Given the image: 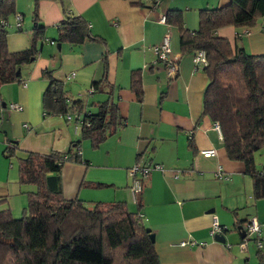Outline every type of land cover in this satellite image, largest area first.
Returning a JSON list of instances; mask_svg holds the SVG:
<instances>
[{"label":"crops","instance_id":"1","mask_svg":"<svg viewBox=\"0 0 264 264\" xmlns=\"http://www.w3.org/2000/svg\"><path fill=\"white\" fill-rule=\"evenodd\" d=\"M12 1L14 16L21 21L18 28L13 18L8 21L7 50L14 53L31 47L34 13L43 34L35 46V59L21 68L20 81L0 86V211L22 212L26 194L35 190L19 185L16 166L2 157L8 142L22 158L27 152L65 153L79 141V156L86 165H62L63 199L86 205L121 202L127 211L138 212L154 235L159 264H257L255 237H247L240 248L236 228L254 217L260 230L259 252L264 254V199H253L251 179L242 164L227 159L220 135L201 116L207 79L193 65V53L180 50L176 27L159 23L166 12L176 10L181 12L183 28L193 32L199 10L220 8L230 0H158L156 4L153 0H39L35 6L33 0ZM67 14L86 22L90 39L77 45L61 43L56 49V29ZM259 26L242 38L235 34L244 29L232 26L217 29L215 35L232 48L264 54V24ZM165 34L168 60L176 65L173 78L152 52ZM104 57L110 87L99 93L91 85L102 77ZM44 71L61 82L69 98L81 103L80 114L70 121L44 116L41 95L48 85ZM131 72L139 73L140 98L129 88ZM110 90L121 125L92 149L88 141H80V122L85 114L94 113V105L104 101ZM10 103L22 110L9 111ZM189 139L193 151L187 147ZM256 163V169L263 171L264 154ZM135 164L162 167L140 179L139 211L131 192L139 178L130 173ZM212 217L222 228L219 235L224 244L209 235ZM180 242L194 245L180 247Z\"/></svg>","mask_w":264,"mask_h":264},{"label":"trees","instance_id":"2","mask_svg":"<svg viewBox=\"0 0 264 264\" xmlns=\"http://www.w3.org/2000/svg\"><path fill=\"white\" fill-rule=\"evenodd\" d=\"M38 1L33 0L34 6ZM153 3L156 4L154 0ZM262 17L264 0H230L220 8L199 10L197 28L189 32L182 26L181 12L169 10L165 14L166 23L178 30L180 50H202L205 54L206 66L201 70L207 83L201 116L218 125L227 159L241 163L251 179L253 199H264V166L263 171L257 170L253 159L256 152L264 154V54H247L236 45L232 48L215 31L232 26L248 30L249 35L256 20ZM12 18L13 1L0 0V86L20 81L21 68L35 59V46L43 34L34 13L31 47L9 52L6 29ZM56 30L57 44L77 45L90 39L86 22L78 16L65 15ZM240 33L235 37L245 36H238ZM102 66L101 79L91 85L99 93L110 87L105 57ZM43 77L48 80L41 95L44 116L80 114L79 100L69 98L50 72L44 71ZM129 88L141 97L138 72H131ZM107 96L94 105V113L85 114L80 122V141H88L92 149H97L121 125L111 90ZM78 145L79 141L71 143L65 153L27 152L24 157L15 158L18 184L34 186L35 190L26 194L21 217L13 218L8 210L0 211V264H159L138 212L127 211L121 202L86 205L76 199H63L62 165H86L79 156ZM187 147L194 150L191 139ZM14 156L16 149L8 142L2 157L9 161ZM140 202L139 194L134 202L136 211ZM255 241L259 242L258 237ZM259 249L257 264H264V254Z\"/></svg>","mask_w":264,"mask_h":264},{"label":"built area","instance_id":"3","mask_svg":"<svg viewBox=\"0 0 264 264\" xmlns=\"http://www.w3.org/2000/svg\"><path fill=\"white\" fill-rule=\"evenodd\" d=\"M158 0H154V2L156 3ZM21 21V18L19 15H15L14 16V24H15V27L18 28L19 27V23ZM159 23L161 24H166V21H165V17L164 16H161L160 19H159ZM3 25H6L5 23H3ZM249 33L248 30L244 29L240 34H238V36L240 35H245L247 36ZM152 52L153 54L156 56L157 60L159 62H162L165 64V67H166V75L169 77V78H173L176 74V65L175 63H173L172 61H169L168 60V54H169V37H168V34H165L163 37H162V40H161V43L152 49ZM192 63L193 65L195 66V68H203L204 66H206V59H205V54L202 50H198V51H195L192 55ZM73 74H69L68 77H72ZM89 93H92V89L89 91ZM7 109L9 111H21L22 108L21 106L17 105V104H13V103H10L7 105ZM64 119L66 121H69L70 120V116L69 115H66L64 117ZM212 128L213 130L218 134V136L220 135L219 133V127L217 124L215 123H212ZM208 154H212V151H209ZM161 166H152V167H146V166H140L139 164H135L131 169H130V173L132 175L134 174H138L139 178L134 180L133 181V184H132V187H131V192H132V200L133 202H135V199L137 197V195L140 194L141 190H142V185H141V182H140V179L146 177L150 171H152L153 169L154 170H161ZM217 177L220 179L222 176H221V172L218 171L217 172ZM243 229H244V232H245V235L246 237H248L249 235L250 236H254L255 238H257L259 236V225L256 221V219L253 217V218H250L248 219L244 225H243ZM221 232V227L219 226L217 220L215 217H212L211 219V222H210V229H209V235L211 237H213L214 235L216 234H220ZM194 244L192 242H180L178 244V246L180 247H185V246H193ZM199 245H203V244H199ZM255 245H256V248H260V243L258 241H255ZM244 246V243L240 244V248H243Z\"/></svg>","mask_w":264,"mask_h":264},{"label":"rangeland","instance_id":"4","mask_svg":"<svg viewBox=\"0 0 264 264\" xmlns=\"http://www.w3.org/2000/svg\"><path fill=\"white\" fill-rule=\"evenodd\" d=\"M164 17H165V15H164ZM166 21V20H165ZM260 22H262L263 24H264V18L262 17V18H258L257 20H256V25H255V27L253 28V29H250V31L252 32V31H254V30H256V31H258V28L260 27L259 26V24H260ZM264 27V26H263ZM247 54H249L248 52H246ZM105 89H108V88H105ZM93 91V90H92ZM69 116H70V118L72 117V119H73V115L72 114H69ZM71 120V119H70ZM69 120V121H70ZM261 154H263V152L262 151H259V152H256L254 155H253V159H254V161H255V163L258 161V156L259 155H261ZM16 157H18L17 155L16 156H14L12 159H10L9 161H10V163H11V165H14L15 166V163H16V160H15V158ZM257 164V163H256ZM11 214V213H10ZM11 216L13 217V218H19V217H21L22 216V212H19V213H15V214H11ZM221 227V226H220ZM243 229V228H242ZM244 230V229H243ZM221 232H222V228H221ZM220 232V233H221ZM245 233V232H244ZM217 235V234H216ZM219 235V234H218ZM246 235H244V239L241 241V244L242 243H244L245 242V240H246ZM248 238H252V236H248Z\"/></svg>","mask_w":264,"mask_h":264},{"label":"water","instance_id":"5","mask_svg":"<svg viewBox=\"0 0 264 264\" xmlns=\"http://www.w3.org/2000/svg\"><path fill=\"white\" fill-rule=\"evenodd\" d=\"M58 48H59V44H56V49H58ZM210 212H212V210H210ZM236 231L239 234V238L241 240H243L245 233H244V230L242 229V227H237ZM145 232L148 234L149 241L151 243H154V235L150 232V230L148 228H145ZM213 240L215 242L220 243V244H224V242H225L224 237L222 235H218V234L213 236Z\"/></svg>","mask_w":264,"mask_h":264}]
</instances>
